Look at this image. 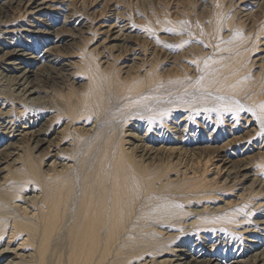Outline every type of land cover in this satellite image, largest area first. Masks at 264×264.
<instances>
[{"label": "bare ground", "instance_id": "obj_1", "mask_svg": "<svg viewBox=\"0 0 264 264\" xmlns=\"http://www.w3.org/2000/svg\"><path fill=\"white\" fill-rule=\"evenodd\" d=\"M165 1L70 55L71 0L0 19V264H264V0Z\"/></svg>", "mask_w": 264, "mask_h": 264}, {"label": "rangeland", "instance_id": "obj_2", "mask_svg": "<svg viewBox=\"0 0 264 264\" xmlns=\"http://www.w3.org/2000/svg\"><path fill=\"white\" fill-rule=\"evenodd\" d=\"M20 1H22L21 3H20ZM19 1V4H18V2H17V6L15 5V3L14 4H11V3H9V4H6V6L5 7H3V9L4 10H2L1 9V11L2 12H0V19L1 20H3V19H6V18H8L9 20L12 18V20H10V22H8V25L7 26H14V27H16V28H18L17 26H26L27 24H29L28 22L30 21L31 22V20H33V19H31L30 18V14H28V13H26L25 11V8L27 7L25 4L27 3L26 1L27 0H20ZM34 1V0H33ZM69 1V0H68ZM72 1V10H71V17L70 18H68L67 20L69 21L68 23H66V27H65V29H64V36L66 37V42L61 46V47H59L58 49H60V50H62V52L64 51V52H67V55H70L71 53H73L75 50H77V49H79L80 48V46L82 45V43H83V41H84V38H86V36H88L89 38H91V40L89 41L88 40V44L89 45H92L91 47H94L98 42H100L104 37H105V34H111V38H113V36H115L117 33H118V25H123L124 23L125 24H127V20H124L125 18H127V16H125V18L123 19V18H118L116 21V24L114 25V22H115V17H116V15H115V11H114V9H113V7L111 6L110 7V5H112L114 2H115V0H111L110 2H109V7L108 8H106L104 11H101V8L103 7L102 5H103V2H104V0H71ZM124 1H126V4L124 5V6H119L120 8H121V10L123 9V8H125L124 10H122V11H124V12H126V14H128L130 17L131 16H133V10L132 9H134V13H135V3H133V5H134V7H133V5L131 4L132 2H134L135 0H124ZM132 1V2H131ZM172 1V0H171ZM233 1V0H232ZM240 1H244V0H236L235 1V3H240ZM255 2V0H246V1H244V2H242V3H244L245 5H247L248 3H254ZM165 2H167V0L165 1ZM210 2H211V0H210ZM213 2V1H212ZM49 3V2H48ZM192 8H194V12H199V10L200 9H198L197 7H193V5H195L196 3H194V1H192ZM167 4H168V2H167ZM166 4V5H167ZM228 4V3H227ZM9 5H11V6H9ZM122 5V4H121ZM127 5V6H126ZM171 4H169V6H170ZM8 6V7H7ZM14 6V7H13ZM15 6H16V8H15ZM19 6V7H18ZM21 6V7H20ZM191 6V5H190ZM22 7H25V8H22ZM74 7V8H73ZM123 7V8H122ZM132 7V8H131ZM10 8V9H9ZM20 8V9H19ZM21 8H22V10H21ZM131 8V9H130ZM148 8V7H147ZM18 9L19 10H21V12L20 11H18ZM24 10V11H23ZM232 10V8H230V6H229V8H227V11L225 12L226 14L227 13H230L229 11H231ZM5 11H6V13H5ZM25 14H24V13ZM117 12V11H116ZM130 14H129V13ZM193 12V13H194ZM13 13V14H12ZM19 14V16L21 15V18L18 16V14ZM24 14V16H23V14ZM114 13V14H113ZM8 16H7V15ZM12 14V16L14 17H11L10 15ZM45 15H43V19H47V21L45 22V23H47V24H42V22L41 21H36V24H32L34 27H41L42 25L43 26H45L46 28H50V27H52L53 29H57V24H55V21L58 19H60L61 21L64 19V18H62V13H61V11L60 12H57V10H53V12L50 10H46L45 11V13H44ZM77 14L80 16H77ZM201 15H204V14H201ZM4 16V17H3ZM20 18H18V17ZM56 16V17H55ZM208 16V15H207ZM15 17H16V20H15ZM135 17V16H134ZM56 18V19H55ZM133 18V17H132ZM121 19V20H120ZM262 19L263 18H259V20H258V22H256V26L258 27L259 26V24H260V22L262 21ZM29 20V21H28ZM14 21V22H13ZM27 21V22H26ZM53 21V22H52ZM72 21H73V23H72ZM77 21V23H75ZM121 21H123V22H121ZM17 22V23H16ZM52 23V24H50V23ZM84 22V23H83ZM121 22V23H120ZM83 23V24H82ZM120 23V24H119ZM5 24V25H4ZM2 23V24H0V28H3V27H5L6 26V24H7V22H5V23ZM14 24V25H13ZM76 24V27L74 26ZM2 25V26H1ZM38 25V26H37ZM82 25V26H81ZM92 25V26H91ZM95 25V26H94ZM110 25H112V26H110ZM6 26V27H7ZM81 26V27H80ZM88 26V27H87ZM94 26V27H93ZM97 26V27H96ZM102 26V27H101ZM113 26H114V28H113ZM129 26V25H128ZM83 27V28H82ZM90 27V28H89ZM91 27H92V29H91ZM98 28L96 31H95V29L94 28ZM111 27V28H110ZM126 27H127V25H126ZM75 30H74V29ZM77 29V30H76ZM79 29V30H78ZM61 29H57V31H60ZM72 30V31H71ZM74 31V33H72L71 34V32H73ZM76 31V32H75ZM89 31H90V33L91 34H89ZM95 31V32H94ZM98 31V32H97ZM97 32V33H96ZM115 33V34H114ZM71 34V35H70ZM76 36H74V35ZM103 34V35H102ZM114 34V35H113ZM86 35V36H85ZM91 35H92V37H91ZM94 35H97V36H95L94 37ZM264 35V34H263ZM71 36H72V38H71ZM81 36L83 37V36H85V37H83V38H81ZM87 37V38H88ZM0 38H3L2 37V35L0 34ZM7 38V37H6ZM74 38V39H73ZM88 38V39H89ZM263 39V41L262 42H264V38H262ZM1 40V39H0ZM26 40H28V39H26V38H22V39H20V41L21 42H25ZM72 40V41H71ZM93 41V42H92ZM98 41V42H97ZM107 41H108V39H107ZM110 41V40H109ZM68 42V43H67ZM92 43V44H91ZM111 43H113L112 41H111ZM50 46H52V44H50L49 45V47ZM260 49V51H262V47H260L259 48ZM262 54V52H257L256 54H253V58H255V59H257L260 55ZM0 55H1V53H0ZM2 60V61H1ZM3 61V58L1 59L0 58V66H1V68H0V74L2 75V77L0 78L1 79V81H0V84H2L3 83V85H4V87H6L4 90H6L7 91V93L9 94L11 91H10V89L13 87L12 85H13V82L12 81H10V78H8V76H5V75H11L12 73H7L6 71L5 72H2L1 73V71L3 70V68H6V62H4ZM3 63V64H2ZM256 65H258V62L255 64V66ZM3 66V67H2ZM254 67V66H253ZM254 69H257V67L255 68L254 67ZM6 73V74H5ZM0 75V76H1ZM5 77V78H4ZM3 79V80H2ZM6 79V81H4ZM8 79H9V82H8ZM46 78H44V80H43V82H42V84H44V85H46L47 83H46ZM5 82V83H4ZM10 82H11V84H10ZM7 83H8V85H7ZM5 84L7 85V86H5ZM8 86H9V88H8ZM11 87V88H10ZM12 90V89H11ZM11 97V95L9 94V95H6V97L5 98H7V99H9ZM11 99V98H10ZM12 99H13V97H12ZM5 104H9V102H8V100H7V102H5ZM0 107H1V103H0ZM244 126H245V124H243ZM242 125V127H244ZM253 132V131H252ZM142 135H143V132H142ZM139 136H141V134L139 135ZM224 136V135H223ZM222 141H224V139L222 140ZM230 149V148H229ZM11 157V155H9L8 156V159ZM2 162V164H0V168L1 167H3L4 165H5V163H3L4 161H1ZM235 193H236V190L234 191ZM234 192H231L230 194L231 195H229V197H230V199L232 198H234ZM263 198V196H260L258 199H262ZM262 201V200H261ZM264 201H262V203H263ZM262 212V211H261ZM260 212V213H261ZM259 213V214H260ZM259 216H261V215H253V218H256V217H259ZM263 232L261 231V234H262Z\"/></svg>", "mask_w": 264, "mask_h": 264}, {"label": "snow or ice", "instance_id": "obj_3", "mask_svg": "<svg viewBox=\"0 0 264 264\" xmlns=\"http://www.w3.org/2000/svg\"><path fill=\"white\" fill-rule=\"evenodd\" d=\"M262 107H264V106H262ZM262 130H264V125H262Z\"/></svg>", "mask_w": 264, "mask_h": 264}]
</instances>
